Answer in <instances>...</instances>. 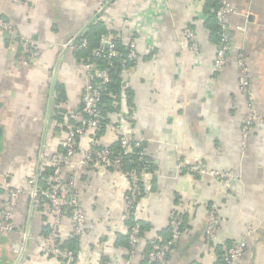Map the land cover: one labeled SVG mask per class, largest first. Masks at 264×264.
<instances>
[{
    "label": "crops",
    "instance_id": "crops-1",
    "mask_svg": "<svg viewBox=\"0 0 264 264\" xmlns=\"http://www.w3.org/2000/svg\"><path fill=\"white\" fill-rule=\"evenodd\" d=\"M100 1L0 0V15L40 51L35 61L23 62L19 42L0 34V207L10 197L8 186L29 189L28 180L48 167L45 158L61 150L79 119L84 63L65 44L94 19ZM231 1L237 9L231 19L233 41L245 53L263 118L244 151L240 130L248 110L237 82L240 68L231 55L222 71H213L217 43L206 24L204 0H110L102 12L108 28L124 41L136 37L138 58L121 73L133 105L123 93L101 137H83L82 143L111 145L115 124L126 120L154 166L139 215L148 228L132 253L124 242L129 213L122 175L95 166L77 170L87 219L79 247L92 249L91 264H150L147 242L165 240L175 214L183 217L184 231L168 264H215L218 255L205 235L213 202L219 203L223 221L213 243L245 240L240 264H264V0ZM186 27L195 31L199 52L180 43ZM201 159L238 176L218 180L186 172ZM19 199L14 228H0V264H13L20 250L17 264H83L43 251L50 224L46 200L39 194L33 202L30 193ZM72 234L65 217L61 242Z\"/></svg>",
    "mask_w": 264,
    "mask_h": 264
},
{
    "label": "built area",
    "instance_id": "built-area-1",
    "mask_svg": "<svg viewBox=\"0 0 264 264\" xmlns=\"http://www.w3.org/2000/svg\"><path fill=\"white\" fill-rule=\"evenodd\" d=\"M89 1V0H84ZM218 3V8L215 11L216 20L219 25V42L216 45L215 57L212 63L214 70H223L227 64L229 57L235 55L237 64L242 68V73L238 79V84L243 93L246 94L247 99L251 95L250 92V79L248 77L247 59L245 53L237 47L233 41V28L231 24L232 16L237 12L236 7L231 0H214ZM110 0H101L97 8V13L104 11ZM240 29L242 26H237ZM8 34L14 38L20 44L21 54L20 59L23 62L35 61L40 51L35 47V42L32 38L25 37L19 33L18 29L7 19L0 15V34ZM74 36L69 39L65 44L70 49H78L87 46V39L83 38L81 42L76 43ZM184 47H188L194 52H199V46L196 41V33L192 28L186 27L182 32V39L180 42ZM128 58L131 60H137V48L136 41L132 40L129 44ZM107 50V56L112 57L116 55L117 51L115 45L112 42L110 35L103 34L100 39V46L94 51L95 55H101ZM111 65V63H110ZM84 77L85 83L82 91V107L81 114L77 121V124L73 125L68 131L66 137L61 142L62 150L45 158L48 166L53 168V172L48 176V187L44 189L40 186L38 180V174L33 175L29 180V184L32 187L31 195L33 197L43 195L47 201L53 204V223L54 225L50 230L42 243L43 251L55 258L62 261H69L70 263H77L79 259L85 258L86 248H79L74 252L68 247L61 246L60 242V224L63 223L65 217H69L73 233L81 236L84 232V215L82 207L77 202L75 191L70 186V183L65 182L62 178L63 171L69 166L73 158H78V164L81 166L86 165L87 162H95L100 167L118 172L123 178L124 199L129 215H133L135 221L132 227H128L126 235H128L129 243L132 253L135 249V245L140 237V225L139 215L142 210L141 202V182L146 178L152 177V172L148 167V159H146V152L142 149V141L135 139L130 134L127 121L122 120L115 124L114 127V139L113 142H117L120 146V150L117 152L112 149L111 145L104 146L99 149H94L92 143H82L83 137L92 139L95 132L98 131L101 126L102 115L100 111V102L102 93L99 90L104 84L109 82V68L100 69L94 68V65L89 61L84 62ZM99 80L96 85L94 80ZM249 102V101H248ZM252 112L255 113L253 110ZM243 137L248 138L251 123L245 125ZM246 144L244 145L245 148ZM141 147V148H140ZM135 153L137 160L139 161V171L135 168L125 170L123 168V160L130 154ZM179 166H183L180 164ZM184 167V166H183ZM186 171L196 176L212 175L215 177H231L230 171H221L218 169L206 168L200 161L192 162L185 167ZM9 185V184H8ZM10 188V199L6 203L5 207H0V228L12 230L14 228L13 218L14 215L10 211L16 205L19 196L24 192L22 186H8ZM217 214L213 211L210 215ZM206 231V237L209 241L214 242L218 238L219 231H216L218 220L212 219ZM171 236L169 240L162 243L152 241V247L148 255L149 263L168 264L167 256L176 247L178 240L182 234L181 222L177 218L171 219ZM246 250V244L243 241L235 243L233 246L226 249L225 260L228 264H240ZM90 257V255H89ZM85 262L83 263H86Z\"/></svg>",
    "mask_w": 264,
    "mask_h": 264
},
{
    "label": "trees",
    "instance_id": "trees-1",
    "mask_svg": "<svg viewBox=\"0 0 264 264\" xmlns=\"http://www.w3.org/2000/svg\"><path fill=\"white\" fill-rule=\"evenodd\" d=\"M217 8H218V3L216 1L204 0V11L208 15L206 24L212 30V40H214L215 43L218 44L219 38H220V35H219L220 29H219V25H218L217 20H216V15H215V11ZM103 34L110 35L112 42L115 45V49L117 51L116 55H114L112 57H108L107 56V50L104 51V53L99 55V56L94 54V51L96 49H98V47L100 46V39H101V36ZM83 38L87 39V46L74 50V53L78 57V59L82 60L83 63L88 61V59H89V61L94 65V68H100V69L109 68V82L104 84L99 89L102 93V98H101V102H100V106H99L100 111H101V115H102V120H101V126L99 127L98 131H96L95 135L92 136L93 140L95 141L96 139L98 140L101 137V135L105 131L107 125L109 124V122H110L109 114L113 111H118L120 109V103H121L123 93L125 94L126 100H127L128 104L130 105V107L133 105L132 104L133 92L131 89L123 88L121 73L125 67H132V66H134V64L136 62L135 60H131L128 58V53H129V45L128 44L132 40H134L136 37L132 36L129 39V42L124 41L122 36L119 35V33L117 31L108 28V26L105 22V19L103 18V13L101 12V13H96V16L94 17V19L92 21H90L89 24L86 25L82 29V31L75 38V42L79 43V42H81V40ZM214 57H215V54H214ZM229 59H230V57H229ZM110 63H111V65H110ZM239 68H240V73L238 75L237 82H238V79H239L241 73L243 72L242 68L241 67H239ZM213 71L217 72L214 69H213ZM219 71H222V70H218V72ZM248 77L250 79V83L252 86V81H251V78L249 76V73H248ZM98 81L99 80L95 79L94 84L96 85V83H98ZM238 87H239V84H238ZM239 89H240V87H239ZM244 95L246 97V105H247L248 99H247V96L245 93H244ZM60 96L62 97L63 94H61ZM257 105H258V103H257ZM247 110H248V112H247V114H248L249 113L248 107H247ZM247 117H249V116L247 115L246 119H247ZM74 124L76 125L77 122ZM68 131H67V133H68ZM91 146L94 149H99V148L104 147V145L102 146V145H99L97 143H95ZM111 147L113 150H115L117 152L120 150V146L117 142L112 143ZM141 147H142V149H144L143 144L141 145ZM61 150H62V148H61ZM146 159H148V161H149L148 167L150 168V171L153 172V166H154L153 161L148 157V155H146ZM138 162L139 161L137 160V155H135V153L130 154L129 156H127L123 160V163H124L123 168L125 170H130V169L135 168L139 171ZM52 172H53V168L48 166L45 168L44 171L39 172V174H38L39 184L44 189H46L49 186L47 183V178ZM144 184H145L144 181H142L141 182V195H140L142 197L145 194ZM40 197H42L44 200L47 201V199L43 195H40ZM142 197H141V199H142ZM174 217L177 218L181 222V228L180 229H181V232L183 233V231H184L183 217L175 214L171 217V219ZM171 219H170V222H171ZM126 222H127L129 228L134 225L135 221L133 220L132 214L128 215V219L126 220ZM138 222L140 225V237H141L143 234V231L148 227H147V225L144 224V222L141 219H139ZM48 226H49L48 229H46L47 231H45L44 240H45V238H46V236L50 230V224ZM170 229H171V224H169V227L167 228L168 236L165 240L153 239V241H155L157 243H162L166 240H169L170 236H171ZM124 237H125L124 242L126 244V247L128 248V250H130L131 245L129 243L128 235H124ZM60 242H61V240H60ZM209 242H210V245L213 246L215 252L218 255V258H217L215 264H228V262L225 260L226 249L233 246L235 243L232 241H227L224 245H218V244H215L216 241H214L215 243H213L211 241H209ZM147 243L148 244H147V257H146V259L148 261V255H149V252H150L151 247H152V241L150 240ZM61 246L68 247L71 250H73L74 252L78 251L80 248L79 247L80 246V236L75 235L73 233L68 240L61 242ZM168 256H167V258H168ZM150 264H157V263H150ZM195 264H202V263L196 262Z\"/></svg>",
    "mask_w": 264,
    "mask_h": 264
},
{
    "label": "rangeland",
    "instance_id": "rangeland-1",
    "mask_svg": "<svg viewBox=\"0 0 264 264\" xmlns=\"http://www.w3.org/2000/svg\"><path fill=\"white\" fill-rule=\"evenodd\" d=\"M250 92H251V95L249 96V97H251L250 99H248V101H247V107L249 108V113L247 114L249 117H247V119L244 121V123H242V126H241V130H240V137H241V147H242V150L244 151V149L246 148V146L249 144V141H250V139H251V136H252V132L255 130V128H256V126L257 125H259L262 121H263V118H262V116L260 115V113H259V111H258V105H257V96H256V91L254 90V88L251 86L250 87ZM255 111V113L254 112H252V111ZM249 123H251V128H248V130L247 131H249L250 133H249V136H248V138H245V137H243V134H244V129L246 128V126L245 125H247V124H249ZM246 144V146H245V148H244V145ZM197 161H200L201 162V164L202 165H204L206 168H211V167H209L206 163H204V161L201 159V160H197ZM197 161H194V162H197ZM180 164H182V163H178V165H180ZM183 165V164H182ZM69 166H70V168H67L66 167V169L63 171V176H62V178L65 180V182H68V183H70V187L72 188V189H74V191H75V196H76V198H77V202H78V204H80L81 205V207H82V212H84L83 213V215H84V222H83V225H84V227H86V225H87V219H86V214H85V211H84V208H83V206H82V204H81V201H82V197H81V193H80V190H79V188H78V185H77V183H76V180H75V176H76V174H77V170L79 169V168H82V167H84V166H87V167H100V165H96L95 164V162L93 163V162H87L86 163V165H84V166H81V165H79L78 164V158H73L72 160H71V163H69ZM182 168H183V166H182ZM68 169H70L71 171H72V173H70L71 175V177H68L67 176V171H68ZM211 169H216V168H211ZM218 170H221V169H218ZM221 171H229V170H221ZM187 173H189L188 171H186ZM230 173H231V177H226V179L225 180H227V179H234V178H236L238 175L235 173V172H233V171H230ZM189 174H191V173H189ZM192 175H194V174H192ZM205 176H207V175H204V176H200V177H205ZM209 176H212V175H209ZM212 177H214V178H216V179H218V180H223V178L222 177H215V176H212ZM146 180H149V178H146L145 180H144V183H145V181ZM23 187V186H22ZM23 189H24V192L20 195V196H22V195H25V194H27V193H30L31 192V189H32V187L30 186L29 187V189H27V188H25V187H23ZM31 194V193H30ZM19 196V197H20ZM33 196V195H32ZM9 199H10V197H9ZM9 199L7 200L8 202H9ZM37 199V196L36 197H34V200H33V202H35V200ZM19 201H20V199H18V201L16 202V205L15 206H13L14 208L13 209H10V211L12 212V214L13 215H15V210H16V208H17V205H18V203H19ZM46 203H47V205H48V209H47V215L49 216V218H50V225H51V227L54 225V223H53V216H52V211H53V204L52 203H50L49 201H46ZM6 206V205H5ZM4 206V207H5ZM213 211H216L217 212V214H215V215H213V216H211L210 217V215H211V213L213 212ZM208 215H209V218H208V223H207V226H206V231H207V229H208V227H209V225L211 224V221H213L212 219H216V220H218V225L216 226V231H219V233L218 234H220V231H221V229H222V226H223V221H222V216H221V213H220V207H219V203L218 202H213L212 204H211V206L209 207V211H208ZM13 224H15L14 223V218H13ZM30 225V224H29ZM61 226H62V224H60V226H59V228H61ZM27 227H28V225H27ZM205 235H206V232H205ZM181 236H182V234H181ZM181 236H180V238H181ZM180 238H179V240H180ZM207 238V237H206ZM178 240V241H179ZM208 240V239H207ZM139 241H140V237H139V239H138V242L136 243V245H135V249L137 248V246H138V243H139ZM151 241H153V240H151ZM209 241V240H208ZM242 241V240H241ZM240 242V241H239ZM243 242H245V244H246V241L245 240H243ZM246 246H247V244H246ZM134 249V250H135ZM245 252H246V250H245ZM92 253V249L90 248H87V251L85 252V258L84 259H79V261L78 262H80V263H83V262H85V259H87L86 260V263L87 264H91V260L93 259V255L91 254ZM171 253V252H170ZM89 255H90V257H89ZM23 257V250L21 251H19L18 253H17V258H16V260L13 262V264H17V262L19 261V259H21ZM51 257H54L53 255H51ZM84 264V263H83Z\"/></svg>",
    "mask_w": 264,
    "mask_h": 264
}]
</instances>
